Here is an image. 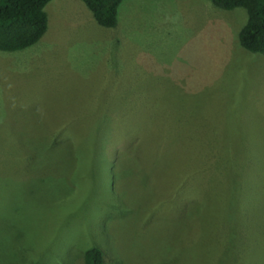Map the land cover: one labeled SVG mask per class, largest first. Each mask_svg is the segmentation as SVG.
<instances>
[{
	"label": "rangeland",
	"instance_id": "374dc122",
	"mask_svg": "<svg viewBox=\"0 0 264 264\" xmlns=\"http://www.w3.org/2000/svg\"><path fill=\"white\" fill-rule=\"evenodd\" d=\"M0 51V264H264V56L243 8L53 0Z\"/></svg>",
	"mask_w": 264,
	"mask_h": 264
},
{
	"label": "trees",
	"instance_id": "16d2710c",
	"mask_svg": "<svg viewBox=\"0 0 264 264\" xmlns=\"http://www.w3.org/2000/svg\"><path fill=\"white\" fill-rule=\"evenodd\" d=\"M53 0H0V51L18 52L35 46L49 28L47 5ZM97 24L115 28L119 8L125 0H81ZM216 8L247 11V23L239 32V43L252 54L264 56V0H208ZM105 253L90 247L84 254V264H104Z\"/></svg>",
	"mask_w": 264,
	"mask_h": 264
}]
</instances>
